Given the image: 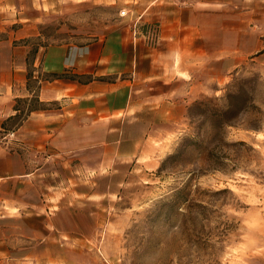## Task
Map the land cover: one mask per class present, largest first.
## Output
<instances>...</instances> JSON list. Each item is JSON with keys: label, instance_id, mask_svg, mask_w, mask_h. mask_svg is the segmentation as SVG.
<instances>
[{"label": "crops", "instance_id": "0c3cea01", "mask_svg": "<svg viewBox=\"0 0 264 264\" xmlns=\"http://www.w3.org/2000/svg\"><path fill=\"white\" fill-rule=\"evenodd\" d=\"M101 8L113 12L108 23L89 41L78 36L86 32V11ZM234 15L240 16L235 25ZM242 17L232 0H0V183L38 177L45 166L38 164L39 154L46 151V162L65 165L71 160L64 155L77 152L80 168L98 173L116 157H106L107 149L134 146L126 160L138 162L144 145L183 126L187 107L218 93L247 58L240 48L247 29ZM146 25L157 28L153 43L143 36ZM28 62L33 78L68 73L91 81L42 82L39 101L55 107L30 113L14 137H5L2 124L16 114L17 100L34 94L27 86ZM130 123L149 131L128 137ZM73 129L119 136L71 151L65 146L73 142ZM84 151L96 155L85 157ZM149 162L158 163L153 157ZM22 259L19 264H40L28 254Z\"/></svg>", "mask_w": 264, "mask_h": 264}, {"label": "rangeland", "instance_id": "374dc122", "mask_svg": "<svg viewBox=\"0 0 264 264\" xmlns=\"http://www.w3.org/2000/svg\"><path fill=\"white\" fill-rule=\"evenodd\" d=\"M232 3L247 22L240 47L247 58L227 76L218 93L200 99L221 97L235 76L257 75L261 82L257 105L264 112V0ZM112 16L108 8L89 9L84 17L86 32L78 36L91 40ZM239 17L234 15V25ZM245 118L256 117L249 112ZM104 131L73 129L68 134L73 142L65 148L93 149L96 142L119 136L118 131ZM148 131L130 123L125 134L137 137ZM188 131L185 114L183 126L160 142L144 145L138 162L126 160L134 146L107 149L106 157H116L100 173L82 170L77 152L64 155L71 160L67 165L46 162L48 151L39 154L38 164L45 166L38 177L27 183H0V264L7 260L19 264L27 254L40 264L64 259L68 264H264V125L258 131L228 130L230 146L223 151L233 161L228 162L227 172L193 177L188 167L184 174L161 180L156 175L161 161ZM83 155L96 154L84 151ZM152 157L157 165L149 162ZM187 181L192 201L178 213L160 216L156 202Z\"/></svg>", "mask_w": 264, "mask_h": 264}, {"label": "trees", "instance_id": "16d2710c", "mask_svg": "<svg viewBox=\"0 0 264 264\" xmlns=\"http://www.w3.org/2000/svg\"><path fill=\"white\" fill-rule=\"evenodd\" d=\"M34 50L31 52V56ZM59 79L88 83L91 77L68 73H39L33 78V70L28 62L27 86L33 90L31 98L18 99L15 106L16 114L3 124V135L15 132L34 111L46 110L47 104L39 101L37 92L42 82ZM102 81L106 78L101 79ZM260 77L235 76L225 87L221 97H204L194 101L186 109L188 133L179 139L172 153L160 163L156 175L161 180L175 173L184 174L185 169L191 168L190 176L198 177L208 172H227L228 162H232L224 148L227 143L229 129L258 131L264 125V112L257 105L260 89ZM256 118L246 120L248 113ZM244 145V142H238ZM192 190L187 181L182 186L172 188L167 195L160 198L156 205L160 207V216L167 218L171 213H178L183 206L192 201ZM180 215V213H179Z\"/></svg>", "mask_w": 264, "mask_h": 264}, {"label": "built area", "instance_id": "2783aa9c", "mask_svg": "<svg viewBox=\"0 0 264 264\" xmlns=\"http://www.w3.org/2000/svg\"><path fill=\"white\" fill-rule=\"evenodd\" d=\"M125 15V12L124 11H121L120 12V16H124ZM146 31L143 33V36L146 38L147 41H149L150 43H153L155 40H156V36H157V29H156V26L155 25H146ZM133 31H134V34L136 35H139L140 33V24L139 22H135L134 25H133ZM14 133L15 132H10V133H7L5 135V137H14Z\"/></svg>", "mask_w": 264, "mask_h": 264}]
</instances>
